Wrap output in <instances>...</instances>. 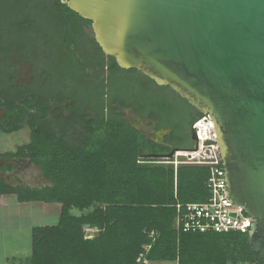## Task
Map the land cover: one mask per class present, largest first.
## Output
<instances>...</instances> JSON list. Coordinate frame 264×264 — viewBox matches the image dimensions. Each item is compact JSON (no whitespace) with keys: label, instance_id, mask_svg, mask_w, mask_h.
Wrapping results in <instances>:
<instances>
[{"label":"trees","instance_id":"16d2710c","mask_svg":"<svg viewBox=\"0 0 264 264\" xmlns=\"http://www.w3.org/2000/svg\"><path fill=\"white\" fill-rule=\"evenodd\" d=\"M91 25L61 0H0V131L30 129L29 142L0 151V205L5 195L61 204L56 224L33 228L28 264H264L249 231L177 226L178 204L210 197L211 169L143 155L193 148L192 126L204 115L170 87L119 67ZM14 58L32 64V83H16ZM125 109L168 130L163 140L142 133ZM3 158L30 159L51 184L4 180L12 166Z\"/></svg>","mask_w":264,"mask_h":264},{"label":"water","instance_id":"95a60500","mask_svg":"<svg viewBox=\"0 0 264 264\" xmlns=\"http://www.w3.org/2000/svg\"><path fill=\"white\" fill-rule=\"evenodd\" d=\"M61 1L91 20L119 67L170 87L209 117L227 195L256 219L249 241L264 261V0ZM192 139L193 148L143 157L169 162L197 149L195 130Z\"/></svg>","mask_w":264,"mask_h":264},{"label":"built area","instance_id":"2783aa9c","mask_svg":"<svg viewBox=\"0 0 264 264\" xmlns=\"http://www.w3.org/2000/svg\"><path fill=\"white\" fill-rule=\"evenodd\" d=\"M206 120L210 122L208 116H203L194 122L192 128L197 132V149L187 150V155L191 158L187 163L206 165L211 169V175L207 181L210 189V197L205 202H193L178 204V215L176 224L184 231H216L228 232L240 230L247 232L255 222V218L247 214L240 206L232 204L227 195V183L225 177V167L221 158L219 147L213 129L204 135H200L198 124ZM195 146V145H194ZM87 236L92 237L95 228L86 227ZM243 264H258L256 262H245Z\"/></svg>","mask_w":264,"mask_h":264},{"label":"rangeland","instance_id":"374dc122","mask_svg":"<svg viewBox=\"0 0 264 264\" xmlns=\"http://www.w3.org/2000/svg\"><path fill=\"white\" fill-rule=\"evenodd\" d=\"M16 64V77L15 81L19 84H24L29 79V75L32 74V64L27 61H19L14 58ZM131 119L134 118V124L148 137L153 138V127L151 124L143 117L133 115L128 112ZM0 115L4 116L5 111L0 109ZM212 130V127L210 126ZM209 129V130H210ZM161 136V132L157 133ZM30 140V129L28 126L23 127L19 131L12 133H3L0 131V151H15L17 146L25 144ZM191 155H187L186 150L177 152L172 162L175 166L182 163H187ZM162 161V160H161ZM169 161V160H167ZM170 162V161H169ZM178 163V164H177ZM1 164L4 166H12V170L2 174L4 180L19 184L23 183L26 185H42L45 180L42 177L40 167L32 163L30 159L26 158H14L8 159L3 158ZM190 164V163H188ZM30 185V186H31ZM11 195H7L5 204L0 207V228L4 227H19L24 226L29 227L31 223L35 226L53 225L56 224L58 219V212H55V208L59 206L58 202H53L51 204H45L40 202L32 203H11L13 202ZM10 200V202H9ZM9 202V204H8ZM26 204V205H25ZM44 204V205H43ZM25 208V209H24ZM75 214H80V211L74 210ZM29 244H28V254H29ZM149 264H177L176 262H150Z\"/></svg>","mask_w":264,"mask_h":264},{"label":"crops","instance_id":"0c3cea01","mask_svg":"<svg viewBox=\"0 0 264 264\" xmlns=\"http://www.w3.org/2000/svg\"><path fill=\"white\" fill-rule=\"evenodd\" d=\"M45 182L42 185H31L34 187H41L45 185H50V179L43 176ZM13 202L11 203H32L40 202L45 204L42 201H31V202H19L15 195H11ZM7 195L3 196V202L0 205L2 207L5 204V199ZM10 202V200H9ZM8 202V204H9ZM7 203V202H6ZM26 205V204H25ZM44 205V204H43ZM55 208V212H58V219L61 212V204H58ZM25 209V208H24ZM1 227V226H0ZM34 224L31 223L29 227L19 226V227H4L0 228V264H28V261L32 255V236H33ZM96 232V231H95ZM28 244H29V254H28Z\"/></svg>","mask_w":264,"mask_h":264},{"label":"flooded vegetation","instance_id":"af4514ba","mask_svg":"<svg viewBox=\"0 0 264 264\" xmlns=\"http://www.w3.org/2000/svg\"><path fill=\"white\" fill-rule=\"evenodd\" d=\"M29 79L27 80V82L26 83H24V84H30V83H32L33 82V80H34V74L32 73V74H30L29 75V77H28ZM24 84H19L18 83V85H20V86H22V85H24ZM123 112L125 113V117L129 120V121H131L132 122V124L136 127V128H138L135 124H134V118H132L131 119V116H129V113L128 112H130V113H132L133 115H137L134 111H132L131 109H125V110H123ZM137 116H139V115H137ZM147 120V119H146ZM148 121V120H147ZM149 122V121H148ZM150 123V122H149ZM152 126V125H151ZM153 127V126H152ZM139 129V128H138ZM140 130V129H139ZM142 133H144V131H142V130H140ZM161 132V136H159V135H157V133H159V132H155V130H154V128H153V138H151V139H155L156 141H158V142H161L162 140H163V137H164V135L168 132V130H163V131H160Z\"/></svg>","mask_w":264,"mask_h":264},{"label":"bare ground","instance_id":"6f19581e","mask_svg":"<svg viewBox=\"0 0 264 264\" xmlns=\"http://www.w3.org/2000/svg\"><path fill=\"white\" fill-rule=\"evenodd\" d=\"M199 128H200V135L204 138V135L208 134L209 133V129H210V126L212 127L213 129V123L210 122L207 123L206 120L204 121H201L199 124H198Z\"/></svg>","mask_w":264,"mask_h":264}]
</instances>
